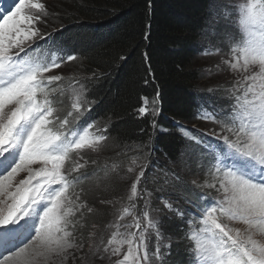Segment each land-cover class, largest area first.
<instances>
[{"label": "snow or ice", "instance_id": "6c2138e0", "mask_svg": "<svg viewBox=\"0 0 264 264\" xmlns=\"http://www.w3.org/2000/svg\"><path fill=\"white\" fill-rule=\"evenodd\" d=\"M6 2L0 0V264H39L41 259L49 264L56 257L62 262L71 259L76 264H93V258H105L101 253H106L109 260L123 253L112 264H164L171 254L172 239L165 237L160 227L162 217L151 211L163 213L166 209L184 217L183 210L164 195L168 189H187L182 175L183 153L171 167L160 170L156 178L159 187L142 186L155 165L128 167V205L120 210L119 221L132 215L131 224L117 223L118 231L102 249L94 251L89 244L85 250L74 235L79 221L72 219L85 205L76 204L79 195L73 198L67 194L75 179L72 173L83 165L76 162L66 167V162L71 161L73 152L99 150L100 142L107 137L90 136L88 129L94 122L65 130L73 111L62 118L54 107L56 89L50 86L62 76L46 74L61 67L64 60L77 57L67 55L48 61L30 55L37 51L33 45L47 35L35 27L41 20L40 13L48 15L45 4L12 0L4 7ZM215 8L217 11L207 22L210 35L232 45L230 54L234 59L228 63L241 74L234 91H243L242 96L234 97V107L238 108L233 112L202 107L198 113L200 118L219 125V132L213 135L222 144L211 145L180 126L183 136L213 153V166L222 173L217 190H223V199L203 206L193 203L197 213L192 215L199 214L201 227L186 234L193 242L188 249L190 264H264V241L254 238L264 237V0H244L238 6L229 0H217ZM32 9L35 15L28 14ZM233 16L237 17L235 33L227 30ZM222 19L224 27L217 31ZM84 105L83 91L76 93L71 102L77 114L73 119L83 115ZM138 113L149 114L143 106ZM151 114L155 116L156 110ZM37 164L41 166L33 167ZM119 167L113 165L112 171ZM21 173L26 175L17 180ZM156 192L162 194L158 199L163 208L150 211ZM139 200L144 201L143 207L135 212ZM225 219L246 227L243 231L231 228ZM188 223L191 225L193 220Z\"/></svg>", "mask_w": 264, "mask_h": 264}, {"label": "trees", "instance_id": "16d2710c", "mask_svg": "<svg viewBox=\"0 0 264 264\" xmlns=\"http://www.w3.org/2000/svg\"><path fill=\"white\" fill-rule=\"evenodd\" d=\"M49 1L59 6L50 8L53 17L44 18L49 22L40 27L41 33L51 36L77 57L68 61L66 67H73L72 78L83 83L87 102L84 107L88 106L83 116H90L105 129L104 144L111 149L100 157L102 163H94L86 172L79 173L82 183L78 189L86 198L85 203H91L95 209L87 215L89 223L86 222L83 235L87 239V232L96 229L95 240L101 239L97 243L101 248L105 238L118 231L117 223L132 219V215H127L119 221L120 210L128 205L130 181L126 176L104 174L108 172L102 166L104 163L119 165L120 173L131 162L130 157L141 151L137 164L155 165L149 169L147 184L142 185L149 189L159 187L156 178L160 170L172 165L182 153L187 168L197 169L192 157L183 152L186 142L176 123L193 121L198 127L205 123L195 109L197 101L207 94L202 89L205 71L199 63V53L212 0ZM61 2L67 6L64 8ZM152 99L158 102L159 112L155 116H141L138 109L145 100ZM97 167L102 169L98 172L100 177L96 175ZM182 175L187 189H168L164 194L176 204H182L191 193L196 197L199 194V186L196 189L185 178L190 175L185 167ZM160 195L154 193L150 211L163 208ZM143 203L136 201L135 212L141 211ZM151 214L160 215L163 233L177 240L164 264L184 263L189 255L180 245L181 236L186 238L184 225L175 218L169 220L171 216L165 210ZM179 229L183 230L182 235ZM154 239L153 236V242ZM93 264H103V258H93Z\"/></svg>", "mask_w": 264, "mask_h": 264}, {"label": "rangeland", "instance_id": "374dc122", "mask_svg": "<svg viewBox=\"0 0 264 264\" xmlns=\"http://www.w3.org/2000/svg\"><path fill=\"white\" fill-rule=\"evenodd\" d=\"M67 1V0H66ZM16 2L18 3L19 0H16ZM35 2H40V3H44L45 4V10L48 12L47 16H44L42 13H40L41 15V20L40 22H38L35 27H38L40 29V27H44V22H49L48 18H52V14H50V8H56L59 6H56V4L51 3L49 0H35ZM229 2L232 5H239L240 3H243L244 0H229ZM12 3V0H7V4ZM217 3V0H212V4H211V17L213 16V13L215 11H217V9L215 8V4ZM61 5L64 6V8L67 6L66 2L65 3H60ZM14 7V5H13ZM232 10V9H230ZM28 14H36V10L32 9L30 13ZM45 17H48L44 20ZM44 20V21H43ZM51 20V19H50ZM236 20L237 17L233 16L231 21L227 22L229 24L228 27V31L235 33L236 32ZM52 21V20H51ZM225 22L223 21V19L221 20V25L217 28V31H220L221 29H223ZM22 27H24V25H22ZM41 31V29H40ZM200 45L201 48H206L208 51L206 53H200L199 55H201V59L199 60V63L201 64V66L203 67L205 73L203 74V87L202 89L204 90V92H209L212 93V99L216 100L215 102H213L214 104H216L221 110H224L225 113L228 112H233L235 111L236 108H238V106L234 107V97L236 96H242V94H237L239 91L242 92V89H239L237 91H234V89L237 86V82L241 79V74L233 71L230 67V61H232L234 59L233 55L230 54V48L232 47V45L227 41H221L220 37H212L210 35V29H209V25L207 30L202 34L201 38H200ZM42 46V48L44 49V51L41 53L39 51L33 52L31 53L32 56H40V54L49 52L51 50H56L58 51V56L57 57H63V56H67L66 54H64L62 52V50H64L61 46L60 43H58L54 38H52L51 36H47L44 37L43 40H39L37 41L36 44L33 45V47H40ZM60 52V53H59ZM74 56V54H73ZM42 60H48L49 59H45L40 57ZM67 60H64L63 63L61 64V67L59 68H54L52 70V72L47 73L46 75H61L62 76V80L58 81V82H54L50 87L51 88H55L56 92L53 93V97H54V107H56L58 109V114L63 118L66 116L68 111H73V117H76L77 114L75 113V111L73 109H71V102L72 100L75 98V94L78 92L83 91V97L85 99V91H84V87H83V83L80 79H75L72 78V73L70 72V70H74L73 67L67 66ZM70 63V62H68ZM242 90V91H241ZM230 103V105L227 106V104ZM66 102V104H64ZM87 102L85 100V105L86 106ZM65 105L64 109L62 106ZM157 106V107H156ZM146 107L148 110V113L151 115L153 109L156 110V113L159 112V104L156 100L152 99V100H145L144 101V106ZM88 109L87 107H82L81 108V112L85 113V111ZM79 116V118L77 119H73V117H68V119L70 120V124L67 126V129L65 130H70V128L76 124V122L79 121V119L83 116ZM236 115L238 116L239 113L237 112ZM152 116V115H151ZM184 125L187 126H191L192 128H198L201 129L205 132H209L214 138H217V136L213 135L214 132L218 133L220 130V127L217 123L213 122V121H207L205 122L202 126L198 127L199 125L193 121H189L187 122V124L185 123ZM107 141V140H105ZM105 141H101V145L102 147L99 150H93L91 148H84L82 150H79V154H77L76 152L72 153V159L71 161H67L66 162V167L70 166L73 163H80L83 165L82 168H80L77 172L74 173H78L80 171H84L87 169H89V167L91 165H93L94 163H102V158H100L101 156H105L104 153L106 152H110L111 149L107 148L106 145L104 144ZM222 141V140H221ZM185 143V142H184ZM223 143V141H222ZM191 148H193L190 144L185 143L184 145V154L185 155H189L192 157V159L194 160V164L197 165V169H192L191 167L187 168V166L184 164V167L186 170H188L190 175L185 176V178L188 180V182L193 185L196 189H198V186L200 189L206 191L208 194L213 195V197H215L217 200H222L223 199V190L220 189L219 191L217 190L219 188V179L222 176V173H219L216 171L215 167L213 166L212 168L209 169L208 166V162L206 163L205 166V159L201 156H198L196 153H194ZM141 151L139 152V154L134 155L133 157H130V163L129 165H127L128 167L134 166L136 167L138 164V161L141 160L142 156L140 155ZM133 160L136 161L135 164H133ZM103 164L102 166H105L108 172H105L104 174H115L116 176H118V178H123L127 175V168L122 169L120 171V173H118L117 171L112 172V168H113V164ZM152 165V164H151ZM169 167H171V164H168ZM192 165V166H195ZM41 165L37 164V165H33V167H40ZM103 167V168H105ZM155 168V167H154ZM100 167H97V173L96 175L100 174L98 172H101L102 169L99 171ZM74 173H72V175H74ZM26 175V173H21L19 177H17L16 179H20L23 178V176ZM104 180L106 179H110V178H105L103 177ZM103 178L101 179V181L103 180ZM193 181L195 183H193ZM209 184H214L216 185V187L214 188H210L208 187ZM80 185V184H79ZM77 185V186H79ZM77 186H72L69 188L68 190V195L72 196L73 198H75L76 195L80 196V199L76 202L77 205L83 204L85 205V207L80 208L78 211H76V209L74 208V211H76V215L74 217H72V219L79 221V224L77 225L75 231H74V235L76 237L77 242L79 243H83L85 246V250H87V246L89 244L93 245L94 251L96 248H99V244L97 243H101V239H97L95 240V236L94 233L96 231V229L92 228L90 230V232L88 231L87 236L88 238L86 239V237L83 235L85 233V227H86V222L88 221V216L87 215H91L94 212V207L91 203H89V205H87L85 203V197H83L82 192L78 189ZM101 186H98V188H100ZM183 188V187H181ZM182 191V189H181ZM11 203V200L8 202ZM91 208L92 211H88V209ZM169 220H172L171 217L168 218ZM132 221V220H131ZM178 221V220H177ZM180 222V221H178ZM225 223H227L229 225V227L231 228H240L242 231L243 229L246 227L245 225H243L240 222L237 221H227L226 219L224 220ZM89 223V221L87 222ZM71 230V229H70ZM132 231H135V229H131ZM119 231H123V229H119ZM182 229H179V234L182 235ZM80 233V235H79ZM99 235V234H98ZM113 235V234H112ZM111 235V236H112ZM110 237H106L105 238V245L107 243V240L111 238ZM171 235H165V237H169ZM172 239V245H175L177 243V240H175L173 237H170ZM181 243L180 245L183 247V249H185V252L187 254L190 255V253L188 252V249L193 247V242L191 241V239L189 237L187 238H183L181 236ZM254 238L259 239L264 241V237L262 236H255ZM126 245H125V250H126ZM103 247H101L102 249ZM77 256L80 255L79 251H77L76 253ZM123 253H121L120 257H111V260L107 259V254L103 253V264H112V261H115L118 258H122ZM39 264H44L43 259L40 260ZM49 264H76L75 261L69 259L66 261H61V259L59 257L53 258V260L49 261Z\"/></svg>", "mask_w": 264, "mask_h": 264}, {"label": "bare ground", "instance_id": "6f19581e", "mask_svg": "<svg viewBox=\"0 0 264 264\" xmlns=\"http://www.w3.org/2000/svg\"><path fill=\"white\" fill-rule=\"evenodd\" d=\"M3 6H4V7H7V6H8L7 2H6ZM21 55H23V53H21ZM78 122H79V121H78ZM78 122H76V124H74L70 129H74V128H76ZM9 201H10V200H9ZM9 201H8V202H9Z\"/></svg>", "mask_w": 264, "mask_h": 264}]
</instances>
